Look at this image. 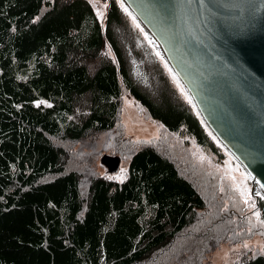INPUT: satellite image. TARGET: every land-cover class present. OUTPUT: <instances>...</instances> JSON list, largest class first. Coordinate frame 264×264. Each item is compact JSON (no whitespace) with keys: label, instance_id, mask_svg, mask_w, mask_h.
I'll return each mask as SVG.
<instances>
[{"label":"trees","instance_id":"1","mask_svg":"<svg viewBox=\"0 0 264 264\" xmlns=\"http://www.w3.org/2000/svg\"><path fill=\"white\" fill-rule=\"evenodd\" d=\"M107 1L102 26L89 0H0V264H201L209 244L251 235L222 190H200L151 144L123 180L96 175L83 190L69 168L62 142L111 129L124 90L222 155L143 26L123 0ZM250 253L238 264H264Z\"/></svg>","mask_w":264,"mask_h":264},{"label":"water","instance_id":"2","mask_svg":"<svg viewBox=\"0 0 264 264\" xmlns=\"http://www.w3.org/2000/svg\"><path fill=\"white\" fill-rule=\"evenodd\" d=\"M264 196V0H124ZM114 172L120 157L103 154Z\"/></svg>","mask_w":264,"mask_h":264},{"label":"rangeland","instance_id":"3","mask_svg":"<svg viewBox=\"0 0 264 264\" xmlns=\"http://www.w3.org/2000/svg\"><path fill=\"white\" fill-rule=\"evenodd\" d=\"M89 1L103 26L108 1ZM148 39L152 42L150 37ZM174 81L179 86L178 81ZM122 93L120 112L111 129L89 132L78 139L62 142V146L68 150L69 168H76L78 171L83 190H86L87 182L96 175L116 181L123 180L127 175L130 155L143 144H151L161 154L171 158L180 172L193 180L200 190L213 194L222 190L226 202L232 200L233 206L243 213L240 214L242 219L236 229L243 226L251 233L250 237L237 242H233L231 237H224L209 244V250L201 264H238L241 254H246L247 250L251 252L250 255L264 252V229L257 227L264 226L261 222H256V205L252 207L258 199L256 193L260 191L255 188L252 193V184L242 164L224 146L218 151L222 155L217 156L208 148L198 145L192 137L169 131L161 122L148 117L146 111L125 90ZM105 153L121 157L119 166L113 173L108 172L100 162V156ZM219 230L220 228L215 227L214 233H219ZM158 260L154 258L151 263L158 264Z\"/></svg>","mask_w":264,"mask_h":264},{"label":"snow or ice","instance_id":"4","mask_svg":"<svg viewBox=\"0 0 264 264\" xmlns=\"http://www.w3.org/2000/svg\"><path fill=\"white\" fill-rule=\"evenodd\" d=\"M40 103H43V101H41ZM256 195L260 196V193L257 192ZM261 199H264V196H262ZM252 207H255V204H253ZM255 215L259 216V213H255ZM262 223H264V221H262Z\"/></svg>","mask_w":264,"mask_h":264},{"label":"bare ground","instance_id":"5","mask_svg":"<svg viewBox=\"0 0 264 264\" xmlns=\"http://www.w3.org/2000/svg\"><path fill=\"white\" fill-rule=\"evenodd\" d=\"M138 260V259H137ZM144 261V260H143Z\"/></svg>","mask_w":264,"mask_h":264}]
</instances>
